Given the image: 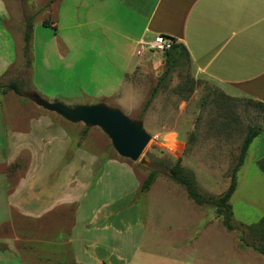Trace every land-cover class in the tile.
I'll return each mask as SVG.
<instances>
[{
    "label": "rangeland",
    "instance_id": "rangeland-1",
    "mask_svg": "<svg viewBox=\"0 0 264 264\" xmlns=\"http://www.w3.org/2000/svg\"><path fill=\"white\" fill-rule=\"evenodd\" d=\"M2 1L8 12L3 14L0 10V50L10 38L3 24L7 21L18 51L14 63L0 75V83L21 82L23 94L0 92V135L9 130L28 132L33 120L45 119L68 128L72 147L88 135L97 151L109 152L112 157L109 165L100 167L99 164L106 163V158L100 156L101 162L89 166V176L82 172L84 163H79L80 181L94 183V189L82 196L81 212H87V200L92 196L109 202L112 225H118L121 219V241L112 237L110 246H122V264L127 260L130 264H216L215 258L231 253L222 230L232 235L240 247L245 245L241 238L256 245L257 237L249 239L240 227L256 225L264 217V173L257 166L264 158V110L255 100L239 88L221 85L196 72L189 61L163 82L141 116L144 102L164 73L163 52L149 50L146 44L139 46L135 57L128 61L130 71L122 74L123 62L119 57L122 44H117L108 31L103 33L101 29L83 25L74 30L79 38L71 44L69 56H46V52L53 50L51 44L55 40L56 0ZM48 10L51 14H47ZM33 13L28 67L23 16ZM68 32L71 31H65ZM105 89L107 92L103 93ZM34 95L69 107L102 103L118 108L130 119L140 120L150 139L139 160L122 158L99 128L87 127L84 134L86 127L82 123L68 125L57 114L37 106L31 99ZM250 127H260L261 131L250 144L236 175V190L229 200L236 229L227 231L215 209L195 205L184 188L169 178L166 167L180 159L181 166L193 173L197 190L218 197L229 185L231 169ZM80 158L79 161L84 156ZM142 159L148 165L141 164ZM29 160L28 153L22 152L16 161L3 163L0 169L7 171L13 183ZM152 170L157 172L155 181L149 191L141 192V184ZM83 192L80 190L81 195ZM189 241L188 249L179 250ZM178 258L184 261L178 262ZM97 259L103 262L106 258L98 254Z\"/></svg>",
    "mask_w": 264,
    "mask_h": 264
},
{
    "label": "crops",
    "instance_id": "crops-1",
    "mask_svg": "<svg viewBox=\"0 0 264 264\" xmlns=\"http://www.w3.org/2000/svg\"><path fill=\"white\" fill-rule=\"evenodd\" d=\"M0 6L3 14L8 12L4 1ZM53 7L55 40L46 56H69L78 37L74 30L93 26L122 44L119 57L126 74L138 47L162 35L186 47L196 72L264 103V0H56ZM6 22L10 38L0 50V75L18 51ZM31 124L28 132L0 135V165L13 163L22 152L30 157L13 183L0 169V264H122V246H110L112 237L121 241V219L112 225L109 202L92 196L87 212H81L82 196L94 183L80 181L79 163L89 176V166L101 162L100 156L106 158L100 167L109 165V152L97 151L88 135L72 147L68 128L51 120ZM221 233L231 253L215 258L216 264H264L260 253ZM190 246L189 241L177 249ZM98 254L105 261L99 262Z\"/></svg>",
    "mask_w": 264,
    "mask_h": 264
},
{
    "label": "trees",
    "instance_id": "trees-1",
    "mask_svg": "<svg viewBox=\"0 0 264 264\" xmlns=\"http://www.w3.org/2000/svg\"><path fill=\"white\" fill-rule=\"evenodd\" d=\"M36 13V12H35ZM26 15L24 14V34H23V41H24V56L26 57V65L30 66V60L28 57L32 35H33V18L34 15ZM43 26H47L43 23ZM172 43L168 50L163 52V59H164V66L165 70L162 76L159 78L157 85L151 90L150 95L144 102L142 109H141V116L145 114V112L149 109L151 103L153 102L154 98L156 97L159 88L166 81L171 73L178 67L187 64L190 61L189 53L186 47L182 43L176 42L173 38H167ZM6 90L13 91L17 95H22V84L16 80H10L6 84L0 83V92H5ZM257 106H259L262 110H264V103L262 102H254ZM87 130V127L84 129ZM83 131V133H85ZM261 128L260 127H250L248 128L242 143L239 148V153L236 158V162L231 169L230 174V181L229 185L226 190L218 197H213L208 194L200 193L195 185L194 175L192 172L184 169L181 166V160L178 159L172 166L166 167L167 173L169 178L174 181L175 183L181 185L187 197L193 201V203L197 206H211L215 209V212L218 216L221 217L222 225L227 231L235 230L236 227L233 224L232 217V208L229 204V200L233 193L236 190L237 182H236V175L244 163L246 153L250 144L252 143L253 139H255L260 134ZM257 166L261 172L264 173V158L257 162ZM15 167V165H14ZM157 172L152 170L148 173L145 180L142 182L140 191L147 192L152 184L155 181ZM243 230L246 231L247 237L252 239L257 237L256 245L248 243L244 238L241 240L244 242L245 245L253 247L258 253L264 256V217L256 224L252 226H240ZM253 243V242H252Z\"/></svg>",
    "mask_w": 264,
    "mask_h": 264
},
{
    "label": "water",
    "instance_id": "water-1",
    "mask_svg": "<svg viewBox=\"0 0 264 264\" xmlns=\"http://www.w3.org/2000/svg\"><path fill=\"white\" fill-rule=\"evenodd\" d=\"M31 99L37 106L57 114L69 123L99 128L117 155L133 162L139 160L150 139L140 120L130 119L118 108L102 103L69 107L58 101L49 102L37 95ZM140 163L148 165L144 159Z\"/></svg>",
    "mask_w": 264,
    "mask_h": 264
},
{
    "label": "built area",
    "instance_id": "built-area-1",
    "mask_svg": "<svg viewBox=\"0 0 264 264\" xmlns=\"http://www.w3.org/2000/svg\"><path fill=\"white\" fill-rule=\"evenodd\" d=\"M171 43L172 42L169 39L165 38L162 35H158L154 38L152 42L146 43V47L147 49L152 50V51L156 50L159 52H164L170 48Z\"/></svg>",
    "mask_w": 264,
    "mask_h": 264
}]
</instances>
